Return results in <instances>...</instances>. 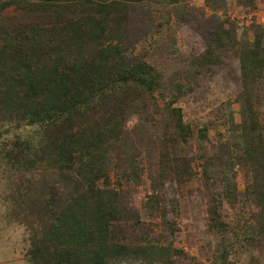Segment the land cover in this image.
<instances>
[{"label":"trees","instance_id":"16d2710c","mask_svg":"<svg viewBox=\"0 0 264 264\" xmlns=\"http://www.w3.org/2000/svg\"><path fill=\"white\" fill-rule=\"evenodd\" d=\"M141 1L153 0H0V125L37 127L36 142L17 138L4 156L20 170L51 169L58 189L66 192L58 195L55 186L36 189L42 219L24 256L31 264H175L187 257L172 241L164 247L145 233L137 245L127 237L129 221L134 227L141 222L122 197V182H141L135 160L140 153L127 128L132 118L153 126L149 111L164 112L166 120L154 127L161 131L160 171L149 177L153 192L161 190L174 179L180 152L195 135L180 103L201 87L203 78L214 75L231 50L239 61L241 93L236 102L241 103V123L232 143L235 162L221 173L233 178L242 173L246 187L239 192L232 180L228 189L212 193L208 227L221 242L211 264H237L233 256L239 243L264 245V26L250 25L252 41L244 42L231 29L216 26L205 50L165 77L138 49L143 40L155 43L157 37L152 32L132 36L139 20L128 5ZM158 1L178 5L201 0ZM202 1L217 8L226 2ZM236 1L253 10L257 5V0ZM169 22L166 34L175 47ZM138 125L137 132L145 135L146 125ZM198 137L207 144L195 157H182L185 169L175 172L179 182L198 159L205 162L207 182L224 184L226 179L211 171L207 156L219 141L210 137L207 126L198 130ZM197 175L195 171L190 177ZM29 188L33 190L31 185L25 194ZM145 199L152 215L167 224V209L158 196L147 194ZM177 211L172 213L177 216ZM177 230L170 224L171 237Z\"/></svg>","mask_w":264,"mask_h":264},{"label":"rangeland","instance_id":"374dc122","mask_svg":"<svg viewBox=\"0 0 264 264\" xmlns=\"http://www.w3.org/2000/svg\"><path fill=\"white\" fill-rule=\"evenodd\" d=\"M217 6L208 5L202 0L178 5H169L158 0L131 3L128 5V10L134 9L133 18L139 20V23L134 24V28L138 31H133L132 36L138 37L143 33L152 32L154 37H157L155 43L150 41L149 44V39L143 40L141 47L138 45V49L142 48L149 62L167 77L205 50L206 45L210 43L211 32L216 26L223 25L225 29H231L241 42L252 41L250 25L256 23L264 26V0H257L254 10L243 7L236 0H226L224 5L218 8ZM167 19L171 20L169 29L175 32L174 36L177 40L175 47H172L166 34ZM143 22L145 26L146 22H149L148 27H139ZM222 57H224L223 64L215 69L214 75L203 78L200 81L201 87L179 105L184 109L185 120L191 124L195 135L180 152L177 165L179 169H185L181 166L184 163L182 157H195L199 153V147L207 144L198 137V130L207 126L210 137L215 142L219 141L212 146L213 149L207 151V156L211 159V171L218 173L219 178L226 179L224 184L207 182L202 172L205 162L197 159L190 173L185 172L181 182L175 173L179 171L176 166L172 174L174 179L166 182L161 190L153 192L149 177L155 178L161 164L159 158L161 131L154 130V127L166 120L163 116L164 112L154 114L153 111H149V118H153V126L144 120L132 118L127 128L131 142L140 153L135 160L140 166L138 173L141 177L140 183L132 179L122 182V197L127 209L141 217L138 227H134L132 219L126 225L127 237L137 245L143 243L141 237H145V233L149 234L151 240L158 239L164 247L172 241L174 248L182 249L187 255L183 259H176L175 264H198V262L211 264L221 242L208 227L207 209L212 193L216 189L219 192L228 189L227 186L232 180L239 192H243L246 187V179L242 173H237L235 178L221 173L227 171V166L230 165L228 163L235 162L232 153L235 154L236 151L232 143L237 137L235 126L241 123V103L236 102L237 96L241 93L239 61L233 56L232 50ZM260 81L264 82V78ZM160 105L163 108L164 104L160 103ZM261 111L264 116V107H261ZM232 116L233 121H231ZM226 120L229 121L228 125L225 123ZM140 123L146 125L145 135H142L141 131L137 132ZM36 131V126L26 124L17 128L15 122L0 125V264H31L24 256L31 245L32 236L35 237L37 234V222L42 219V214L39 217L37 214L41 205L37 196L38 187L49 190L50 187L55 186L58 195L66 193L58 189V177H54L57 174L51 169L43 167V169L20 170L12 166L4 156L5 149H9L11 142L17 138L36 142ZM148 133L150 136L140 143L142 136ZM219 134L221 136H218ZM221 164L223 170H218ZM195 171L198 175L190 177ZM115 180L114 177L113 181ZM31 185L33 190L29 188V193L25 194ZM147 194L156 195L162 201L167 209V224H164L159 216L152 215L145 207ZM223 204L226 212L232 216L233 212L228 201L224 199ZM242 206L244 202L240 203V207ZM172 210H178V215L172 213ZM170 224L176 225L178 229L172 237L169 231ZM237 248L238 251L233 256L237 258V264H264V245L257 248L239 243ZM193 257L196 258L195 261L192 260Z\"/></svg>","mask_w":264,"mask_h":264}]
</instances>
